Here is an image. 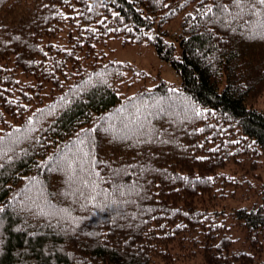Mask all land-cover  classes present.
<instances>
[{"label": "trees", "instance_id": "trees-1", "mask_svg": "<svg viewBox=\"0 0 264 264\" xmlns=\"http://www.w3.org/2000/svg\"><path fill=\"white\" fill-rule=\"evenodd\" d=\"M111 40L182 83L121 95ZM263 90L261 0H0V264H264Z\"/></svg>", "mask_w": 264, "mask_h": 264}, {"label": "rangeland", "instance_id": "rangeland-1", "mask_svg": "<svg viewBox=\"0 0 264 264\" xmlns=\"http://www.w3.org/2000/svg\"><path fill=\"white\" fill-rule=\"evenodd\" d=\"M163 29L168 34L166 38L176 44L177 52L180 53L179 42L176 39L180 30V21L175 20ZM101 51L106 60H116L130 65L126 81L119 87L118 92L121 95H132L141 88H152L160 81L171 83L175 87H178L182 83L180 75L176 73L173 66L169 62L161 59L155 46L148 42L123 45L120 40H111L101 49ZM255 107L259 111H264V90L256 100ZM230 172L232 173V171ZM259 175V178L263 181L264 171ZM236 176L241 177L240 175ZM248 177L254 184L260 183L256 178V174L250 173ZM243 191L244 189L238 191L226 201L223 200L224 206L235 207L240 204L248 205L257 200L254 190L252 192ZM249 195H251V198ZM242 197H244V201H242ZM236 198H238V200H236ZM233 231L235 232V238L241 241L243 235L240 233V230L236 228L233 229ZM186 264H202V260L199 258Z\"/></svg>", "mask_w": 264, "mask_h": 264}, {"label": "snow or ice", "instance_id": "snow-or-ice-1", "mask_svg": "<svg viewBox=\"0 0 264 264\" xmlns=\"http://www.w3.org/2000/svg\"><path fill=\"white\" fill-rule=\"evenodd\" d=\"M261 3H264V0H261ZM116 15L118 16L119 14L117 13Z\"/></svg>", "mask_w": 264, "mask_h": 264}]
</instances>
